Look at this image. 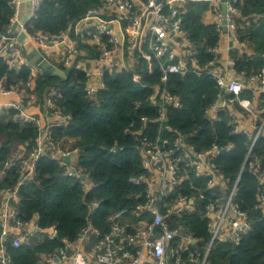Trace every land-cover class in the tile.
<instances>
[{"label":"built area","instance_id":"built-area-1","mask_svg":"<svg viewBox=\"0 0 264 264\" xmlns=\"http://www.w3.org/2000/svg\"><path fill=\"white\" fill-rule=\"evenodd\" d=\"M27 1L32 18L43 0ZM201 1L209 0H101L83 18L69 23L65 31L57 34L38 31L31 35L26 25L21 24L19 33H26L28 40H20L13 30V21L0 33V58L9 69L18 72L24 64L30 67V77L25 83L7 87L0 82V116L10 115L14 122L30 123L38 128L31 148L20 145L9 157L0 159V264L11 263L9 241L14 247H21L39 234L50 239L57 236L56 227L41 229L36 217L29 221L21 217V188L33 180L41 158L56 160L64 176L78 179L86 191L92 187L87 174L77 165L79 149L63 147L52 135V127L67 124L70 116L57 105L60 94L56 88H51L40 102L36 82L45 72L30 61L28 44L64 71L73 67L82 70L88 96H94L104 87L106 73L129 71L138 60L148 63L154 60L160 71V80L152 86L150 97L157 117L153 120L142 117L141 125H131L146 173L130 181L145 184V200L113 211L105 232L88 223L74 240L65 239L62 247L41 254L38 264H210V251L218 241L238 244L252 229L249 214L237 202L240 177L229 187L216 163L220 154L232 145L199 150L168 125L167 109L181 105L180 96L169 88L172 74L192 72L210 75L215 80L217 92L205 111L206 116L216 121L219 113L226 111L233 132L247 137L245 165H249L261 183L255 209L264 216V169L252 157L257 142L264 137L261 99L264 66L255 72L238 71L237 60L231 57L227 66L232 74L228 73L220 63L218 45L211 49V59L199 62L198 46L185 25V14L189 2ZM212 1L217 13L213 24L219 32L226 27L233 34L231 51L237 46L249 53L248 44L239 34L243 25L236 21L237 0L226 2V12L221 9L222 0ZM21 4V0H13V20L18 17ZM52 48L57 49L51 51ZM244 94L249 96L242 97ZM33 107H41L43 117L33 114L30 111ZM239 113L250 118V127ZM150 121L156 125L154 131L148 126ZM71 156L75 160L66 162L65 157ZM12 172L16 174L13 184L8 182ZM190 173L205 177L207 190L220 191V195L213 192V199L204 208L210 234L205 246L199 245V240L181 221L195 210L198 200L206 198L202 190L199 197L179 191ZM190 189L199 190L193 184Z\"/></svg>","mask_w":264,"mask_h":264},{"label":"trees","instance_id":"trees-1","mask_svg":"<svg viewBox=\"0 0 264 264\" xmlns=\"http://www.w3.org/2000/svg\"><path fill=\"white\" fill-rule=\"evenodd\" d=\"M12 2L0 0V33L12 25L15 16ZM100 2L43 0L26 29L31 35L38 31L60 33ZM234 5L239 14L236 21L243 25L240 38L253 52L239 57L233 55L237 70L258 71L264 66V0H237ZM186 10L185 25L198 46L197 56L202 63L211 59V49L218 45L220 32L215 24L205 21L206 13L211 10L209 1L189 2ZM65 71V78L40 75L36 93L42 103L51 88L59 91L56 103L70 119L65 125L53 126L52 135L63 147L79 149L77 165L87 174L92 187L86 191L78 179L64 176L56 160L41 158L33 180L21 188V217L25 221L36 217L41 229L56 227L57 236L50 239L39 234L21 247H14L9 241L10 264H38L41 254L62 247L65 239L74 240L88 223L105 232L109 228L108 216L113 211L145 200V184L136 185L130 181V178L146 173L131 125H141L142 117L150 120L157 117V110L150 103L152 86L160 80L157 63L138 60L135 68L129 71L106 73L104 87L94 96H88L85 91L86 77L82 70L73 67ZM29 77L28 64L16 72L0 58V82L7 87L23 84ZM169 88L181 98L180 107L167 109V123L175 134L184 136L199 150L214 145H232L220 154L216 163L229 187L240 177L237 202L252 221V229L238 244L218 241L214 245L209 254L210 264H264V216L255 209L261 183L249 165H245L247 137L233 132L226 111L219 113V120L207 118L205 111L217 92L216 82L210 75L172 74ZM261 99L264 102V94ZM148 126L152 131L156 128L152 121ZM37 136L36 126L14 122L10 115L0 116V159L9 157L20 145L31 148ZM252 157L257 158L264 169V137L257 142ZM15 181L16 174L12 172L8 182L13 184ZM206 182L205 177L190 173L189 179L179 188V191L197 197L200 190L205 193L206 198L198 200L195 210L181 220L199 240L200 246L210 240L204 208L213 199V192L220 195L218 188L207 190ZM191 184L199 190L190 189Z\"/></svg>","mask_w":264,"mask_h":264},{"label":"crops","instance_id":"crops-1","mask_svg":"<svg viewBox=\"0 0 264 264\" xmlns=\"http://www.w3.org/2000/svg\"><path fill=\"white\" fill-rule=\"evenodd\" d=\"M227 1L228 0H224V1L222 0L221 9L223 12H226V2ZM22 3L25 4V8H24L23 13H21V7H20L18 17L13 20L14 23L17 22V23H19V25H21L22 23H25L29 17V6H28L27 1H23ZM209 3L211 5V10H209L206 13L205 21L208 23H213L216 21V16H217L216 4L212 0H209ZM232 46H234L233 34L226 27H224L222 32H220V40L218 43L219 58H220V63L222 64L223 68L225 70H227L228 73L231 72V74H232V71H231L232 69L227 66V60L228 59L233 57V55H235V54L237 55V57H239L243 54L251 55L253 53L249 47L248 48L250 50L249 49L247 50V51H250L249 53H245L244 50L237 48V46H235L236 50L231 51ZM56 49L57 48H52L51 51H55ZM29 56L31 57L34 55L30 54ZM30 111L39 117H43V110L41 107L30 108ZM239 115H241L243 117L244 122H246L245 124L250 127L251 126L250 118H244L245 116H243L242 113H239ZM248 117H250V116H248Z\"/></svg>","mask_w":264,"mask_h":264},{"label":"water","instance_id":"water-1","mask_svg":"<svg viewBox=\"0 0 264 264\" xmlns=\"http://www.w3.org/2000/svg\"><path fill=\"white\" fill-rule=\"evenodd\" d=\"M23 1H27V0H21ZM28 6H29V17L27 19V21L25 23H22L24 25H26L30 19H31V5L30 2L27 1ZM19 23H14L13 24V30L15 32L16 35H18L20 40H24L27 41V35L26 33H19ZM27 54H33L34 56L30 57V61L35 63L36 65H39L45 72L46 75L48 76H55V77H60V78H65L66 77V72L58 67H56L55 65H53L52 63H50L46 58H44L41 54L37 53L32 47L31 44L27 45ZM75 157L71 156V157H65V161L66 162H70V161H74Z\"/></svg>","mask_w":264,"mask_h":264},{"label":"rangeland","instance_id":"rangeland-1","mask_svg":"<svg viewBox=\"0 0 264 264\" xmlns=\"http://www.w3.org/2000/svg\"><path fill=\"white\" fill-rule=\"evenodd\" d=\"M21 13H23V11H24V8H25V4L24 3H22L21 4ZM32 57V56H31ZM70 144H72V141H70Z\"/></svg>","mask_w":264,"mask_h":264}]
</instances>
